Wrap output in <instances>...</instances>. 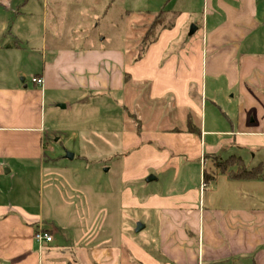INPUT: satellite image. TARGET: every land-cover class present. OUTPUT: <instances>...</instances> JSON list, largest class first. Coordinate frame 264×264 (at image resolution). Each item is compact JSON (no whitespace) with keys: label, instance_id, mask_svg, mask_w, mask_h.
I'll return each instance as SVG.
<instances>
[{"label":"crops","instance_id":"0c3cea01","mask_svg":"<svg viewBox=\"0 0 264 264\" xmlns=\"http://www.w3.org/2000/svg\"><path fill=\"white\" fill-rule=\"evenodd\" d=\"M10 1L0 0V10ZM140 3L158 9L123 14L172 21L144 50L109 48L104 39L63 47L59 36L50 45L43 37L23 86L20 64L36 46L13 34L11 13L0 16V264H264V179L234 178L235 167L218 166L232 157L247 169L264 165V0ZM23 6L15 19L25 17ZM62 102L60 111L118 117L108 132L120 135L123 180L140 186L122 191L124 207L147 211L151 228L128 226L113 245L95 225L75 238L44 219V199L51 209L68 204L69 191L44 162L46 107ZM185 167L196 174L183 175ZM29 176L55 193L31 202L22 182ZM164 177L180 178V188L146 192ZM40 230L52 242L38 243Z\"/></svg>","mask_w":264,"mask_h":264},{"label":"rangeland","instance_id":"374dc122","mask_svg":"<svg viewBox=\"0 0 264 264\" xmlns=\"http://www.w3.org/2000/svg\"><path fill=\"white\" fill-rule=\"evenodd\" d=\"M21 4L24 5L22 10L25 17L15 19ZM108 5L110 9L107 13ZM154 6L155 4L140 3V0H11L6 4L5 10H0V16L4 18L11 13L9 26L13 34H18V37L21 34L20 40L24 46H36L35 50H29V59L20 64L25 70V74L19 79L20 83L22 86L31 84V73L36 64L33 62L36 54L33 53L40 52L43 37L50 45L54 35H57L63 47L99 45L104 39L102 44L109 48L124 50L129 45L139 44L140 50H144L155 38L157 31L172 21L167 19L164 13L141 19L138 12H133L127 17L122 10H157L158 7ZM1 26L0 19V28ZM70 39H82L85 44L83 41L72 43ZM61 105L65 103H55L52 106L49 103L46 107L45 154L48 158L44 162L46 171L56 170L57 187L63 192L69 191L66 197L68 204L53 205L54 208L51 209L52 204L47 198L46 201L44 199V219L55 222L63 230L73 233L75 238L89 229L87 225L91 226L92 230L95 225L94 233L99 231L100 240L114 242L113 245L119 243L120 235L126 233L125 228L128 226L136 231L138 224L145 221L151 228L152 218L148 217L147 211L143 208L124 207L122 191H133L140 186L139 183H125L123 180L122 158L118 156L121 148L120 135L113 138L108 132L109 126H115L116 123L118 126V117H107L105 113L94 116L91 111H71L70 105L66 110L60 111L57 106ZM68 154L74 155V159L66 158ZM231 160L234 158L227 160L231 163L226 165V170L235 167L238 172L239 165ZM180 171L183 175L196 174L195 170L186 167ZM179 180L180 178L175 181L164 177L159 183L160 186L148 185L146 192L159 190L163 185H168V188L174 186V189L178 190L181 183ZM204 181L207 184L206 180ZM22 182L28 189L27 194L31 202H36V199L43 195L55 193L54 187L44 188V193L38 183L33 187L31 176ZM189 182L193 183V178H190Z\"/></svg>","mask_w":264,"mask_h":264},{"label":"trees","instance_id":"16d2710c","mask_svg":"<svg viewBox=\"0 0 264 264\" xmlns=\"http://www.w3.org/2000/svg\"><path fill=\"white\" fill-rule=\"evenodd\" d=\"M233 163L236 161L237 164L239 165V170L238 172H236L235 174H233L234 178H238V179H244V180H248V179H264V165H260L258 167H255L253 169H247L244 165V162L242 159L240 158H234V160H231ZM230 161H226L224 163L218 164L219 168L222 171H225L227 168V164H230ZM206 174H205V178H206Z\"/></svg>","mask_w":264,"mask_h":264},{"label":"built area","instance_id":"2783aa9c","mask_svg":"<svg viewBox=\"0 0 264 264\" xmlns=\"http://www.w3.org/2000/svg\"><path fill=\"white\" fill-rule=\"evenodd\" d=\"M32 83L36 84L38 86H41V85H43L44 80L42 78H39V77H33ZM204 187H205V185L203 184L202 188H204ZM35 240L38 243H43L44 241L45 242H52L53 239L51 236L47 235L44 231L40 230V231L35 233Z\"/></svg>","mask_w":264,"mask_h":264},{"label":"water","instance_id":"95a60500","mask_svg":"<svg viewBox=\"0 0 264 264\" xmlns=\"http://www.w3.org/2000/svg\"><path fill=\"white\" fill-rule=\"evenodd\" d=\"M196 31V26H193L192 28H191V32H190V34H193L194 32ZM62 108H64L63 106H61ZM66 158H70V159H73L74 158V155H71V154H68L67 156H66ZM149 180H152V179H149ZM143 227L142 226H138V231L139 230H141Z\"/></svg>","mask_w":264,"mask_h":264}]
</instances>
